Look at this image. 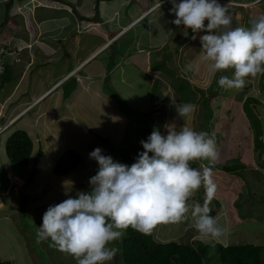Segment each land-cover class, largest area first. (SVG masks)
I'll return each instance as SVG.
<instances>
[{"label": "rangeland", "instance_id": "1", "mask_svg": "<svg viewBox=\"0 0 264 264\" xmlns=\"http://www.w3.org/2000/svg\"><path fill=\"white\" fill-rule=\"evenodd\" d=\"M141 1L140 3V0H123L122 6L119 3L115 6L110 15L112 19L114 17L116 20L113 24L115 33L121 15L126 14V12H133V10H145L153 2L159 0ZM143 2L146 6L140 8L144 5ZM244 6L245 12L232 11L234 27L248 26L249 21L246 22V13L247 15L250 13L248 20L254 15L264 13V2L261 4L249 3ZM122 8L124 13L119 12ZM171 8V2H165L158 4L150 11L156 13L136 27L137 32L142 34L147 32L142 35L144 42L133 43V50L145 48V45L141 48L145 41L160 43L162 37H166L167 32L170 33L168 40L176 42L177 37L187 30L183 26L178 27L171 23L173 19H171L173 16L170 12ZM36 12L40 20L55 16L53 14L49 15L51 14L49 12H55L52 10L37 9ZM115 12H117L118 17ZM165 12L169 14L167 18ZM44 15H46V18ZM95 17H100L97 16V12H95ZM96 18H90L88 21L91 22H85L84 26L88 23H96L95 25H97L99 21ZM48 19H46L43 26L44 30L47 27L57 25L52 21L48 22ZM111 22L113 21L111 20ZM101 32H103V28L91 26L84 31L82 37L87 38L90 35L91 39L96 42L99 39L95 36ZM115 33H111L110 36ZM190 34L193 33L190 31ZM203 34L205 33L193 34L197 35V39H192L180 45L181 48L173 54L176 56H171V50L167 48L162 50L163 52L159 51L161 49L152 50L150 52V54L152 53L151 57H148V69L144 65L145 60L139 59L141 63L138 67L129 66L124 75V81L120 80L119 73L115 74L116 64L120 61V57L114 53L117 46L94 57L96 60L93 64L107 62L106 73H109L108 77L96 81L95 84H101V87L108 93L107 95L114 98L115 108L105 113L102 111V104H99L96 98L92 97V94L82 96L81 91L75 93L76 95H72L66 101L61 99L62 109L54 114L53 118H48L50 130L47 129L41 132L40 127L35 131V136L37 133H45L46 141L42 140L41 142L42 149L45 152L38 162V170L33 177L31 175L36 155L34 158L32 156L28 167L13 165L6 155L7 141L3 143L4 138L0 137V167H5L7 172L10 169L15 170L25 177L29 184L27 190L19 189L18 193L8 194L9 197H6V195L5 197L0 196V199L4 202L1 210L2 216H0V258L3 261H10L12 264H76L70 255L57 250L55 247H50V241L36 243V230L42 225L44 213L49 206L67 199L66 192L72 197H76L77 191H90V177L97 173L99 167L95 160L89 158L90 152L99 147L103 150L104 155L112 156L115 161L125 164L123 159L129 157L135 162L138 153L143 151L140 141L148 138L154 126L165 132L163 126L166 123H186L187 126L197 131L215 133L218 162L213 172L217 183V194L209 206L210 209H213L218 207L215 202H219L218 215L216 216H219L222 222L226 220L228 235L226 238L214 242L221 243L224 246L253 244L264 247V161L257 160L253 153L252 137L254 131L244 110L245 101L249 97H254L260 101L256 104L255 113L264 117L261 108L264 104V74L250 78L243 89L225 90L219 87L218 79L212 82L211 76L213 75L204 69L199 74L186 71L185 64L194 60L193 55L198 56L199 54L201 48L199 35ZM112 52L115 55V63L107 60L108 55L111 56ZM141 54V57L145 59V55ZM61 65L63 67L59 65L57 68L65 67L63 62H61ZM156 66H159L161 70L155 71L153 67ZM170 71H172V75ZM233 71V69H228L222 73H217L215 77L219 74L231 76ZM145 72L147 77H145ZM205 73L208 76V83L204 80ZM174 76H181L183 82L189 83L187 85L192 100H195V98L197 100L198 98L201 99L202 93L205 95V98L201 99L204 105L193 102L196 105V110L191 118L186 121L177 120V113L172 103L173 100L181 103L178 90L180 79H175ZM88 83L86 82L87 85ZM247 86H250L248 90H246ZM194 91L196 96H193ZM59 92L63 93L62 89ZM155 95L156 97H154ZM206 95H208L207 99ZM50 98L54 100L55 96ZM51 100H48L45 104L50 105ZM209 108L213 111L211 118ZM4 123V120H0V127ZM14 129L23 130L20 124L15 126ZM33 140L36 141V137L33 136ZM68 150H75L80 153L84 158V162L70 174L57 176L54 173L55 166ZM237 159L247 166L242 173L243 177H238L236 174L231 176L222 171L223 165L221 163L230 160L236 162ZM201 163L207 166V162L204 161L194 162L197 167ZM203 200L204 190L201 188L193 196L190 203L196 201L202 204ZM240 209H243V212L238 213ZM192 223L190 214L179 223L161 222L153 230L154 238L160 243L172 241L187 245L194 242L201 243ZM111 246L117 247L119 253L109 264H124L121 252L122 240L114 242ZM261 255L264 259V251Z\"/></svg>", "mask_w": 264, "mask_h": 264}, {"label": "clouds", "instance_id": "2", "mask_svg": "<svg viewBox=\"0 0 264 264\" xmlns=\"http://www.w3.org/2000/svg\"><path fill=\"white\" fill-rule=\"evenodd\" d=\"M170 2V12L175 16L171 23L194 34L205 33L199 35L198 57L185 64L186 71L199 74L204 69L215 76L233 69L231 76L220 75L217 80L225 90L243 89L250 78L264 74V13L250 17L248 26L234 27L230 11L232 7L244 8L245 4L264 1ZM0 54L9 53L1 48ZM4 72L1 66L0 74ZM172 103L177 120L186 121L196 110L190 102ZM23 115L7 122L0 119L5 121L0 136L12 132ZM163 127L165 132L154 126L148 138L140 141L143 151L130 166L104 155L99 147L90 152L89 158L99 165L97 173L90 177V191H77L76 197L66 192L67 199L49 206L36 230V243L50 241V247L70 255L76 264H109L119 253L111 245L122 240L129 227L150 235L159 223H179L189 214L202 243L226 238V220L210 215L209 206L217 194L213 172L218 162L215 133L197 131L186 123H166ZM197 161L207 162V166L201 163L193 167ZM201 188L203 203H190Z\"/></svg>", "mask_w": 264, "mask_h": 264}, {"label": "crops", "instance_id": "3", "mask_svg": "<svg viewBox=\"0 0 264 264\" xmlns=\"http://www.w3.org/2000/svg\"><path fill=\"white\" fill-rule=\"evenodd\" d=\"M116 1L118 0H98L97 4V0H0V48H5V51L7 50L9 53L0 54V67L3 66L4 69L10 71V81L6 84L2 83L1 76L3 74H0V119L7 122L11 118L18 117L17 115L20 113L24 114L14 125V128L20 124L23 130L29 134L33 142L32 156L34 158L36 155L35 160L38 156H40L39 160L42 158L45 151L42 149L41 142L42 140L46 141L45 133H37L35 136V131L40 127L41 132L47 129L50 130L48 118H53L54 114L62 109L61 99L66 101L63 99V93L59 90L71 77L76 76L79 83L72 95H76L75 93L79 91H81L82 96L92 94V97L96 98L99 104H102V111L105 113L115 108L114 98L107 95L108 93L101 87V84H95L96 81H101L109 75V73H106V61L93 64L96 60L94 57L99 53L101 54L117 46L114 53L120 57V61L116 64L115 74L119 73L120 80L124 81V75L129 66L138 67L141 63L139 59L145 60L144 65L148 69V59L151 57L152 53L150 54V52L152 50L161 49L159 51L163 52L162 50L167 48L171 50V56H176L173 54L181 48L180 45L192 40L191 37L194 33L190 34V29L177 37L176 42L168 40L170 33L167 32L166 37H162L160 43L145 41L141 47L143 48L145 45V48L133 50L132 44L141 41L143 43L142 35L147 33L137 32L136 27L156 13L150 11L157 4L170 3V0L155 1L150 7L142 11L126 12L119 18V25L115 33L113 24L116 20L114 17L112 19L110 15L115 6L118 3L121 5L123 0L118 3ZM143 4L140 8L146 6L144 2ZM37 9L55 11L49 12L51 13L49 15H55L53 18L49 17L48 19L46 15L44 16L48 19V22L52 21L57 25L47 27L44 30L43 26L46 19L40 20L36 12ZM233 10L236 12L246 11L243 7L230 9L231 12ZM95 12H97V16H100L99 18L95 17ZM119 12L124 13L123 8ZM115 15L118 17L117 12H115ZM168 15V12H165L166 18ZM248 15L246 13V22L248 21ZM90 18H96L99 23L97 25H95L96 23H88L84 26V23ZM171 19L174 20L175 16L173 15ZM91 26L103 28V32L95 36L99 41L94 42L90 35L87 38L82 37L84 31ZM111 33L115 34L110 36ZM114 53L112 52L111 56L108 55L107 60L115 63ZM141 53L145 55V59L141 57ZM192 57L195 60L198 56L193 55ZM61 62L65 67L59 69L57 68L59 65L63 67ZM206 74L204 80L208 83L209 80ZM220 75L211 76V81L214 82ZM145 77H147V74ZM157 81L160 82L158 79ZM86 82H89L88 85ZM52 96H55L54 100H51L50 97ZM48 100L52 101L50 105L45 104ZM261 108L264 114V104ZM14 131L17 130L14 129L10 133L12 134ZM10 133L7 136L3 135L4 137L0 136L4 138L3 143L11 136ZM33 136L36 137V141L33 140ZM8 174L14 184V189L10 192L12 195L18 193L19 189L27 190L29 184L25 177L12 169L8 170ZM6 197L9 196L6 195ZM3 206L4 202L0 199V216H2Z\"/></svg>", "mask_w": 264, "mask_h": 264}, {"label": "trees", "instance_id": "4", "mask_svg": "<svg viewBox=\"0 0 264 264\" xmlns=\"http://www.w3.org/2000/svg\"><path fill=\"white\" fill-rule=\"evenodd\" d=\"M153 69L155 71L161 70L159 66H156L155 68L153 67ZM5 70L6 71L1 76L3 84H6L10 81V71H8V69ZM171 72L172 71H170V74ZM174 77L175 79H180L178 83L180 87L178 88V90L180 92L179 101L181 103H188L191 101L190 103L192 104H194L193 102H197L201 105L203 104V101L201 100L202 98H205V95L203 93L201 95V99L198 98L197 100L195 98V101L194 99L192 101L191 94L189 93V86L187 85L189 83H185V81L183 82L181 76ZM172 83L171 85L174 91ZM250 86H247L246 90H248ZM194 95L196 96L195 91L193 93V96ZM206 96L207 99L208 95ZM154 97H156V95ZM258 103H260L259 100L254 97H249L245 101L244 110L248 115L254 131L252 137V144L254 148L253 153L256 156L257 160L264 161V117H261L260 114L255 113L254 110L256 109V104ZM251 105L253 106L251 107ZM210 109L211 108H209L211 118L213 111ZM237 152H239V150H237ZM32 153V139L24 130L15 131L6 143L7 158L12 164L16 166L27 167L29 165ZM39 158L40 156H38L35 160L31 177H33V175L38 170ZM123 160L125 164H128L129 166L134 163L129 157H126ZM83 162L84 158L80 153L74 150H68L57 162L54 173L57 176H66L80 167ZM221 165H223L222 171L224 173L230 174L231 176H234V174H236V176L238 177H243L242 173L247 167L245 164L241 163L239 159H237L236 162H232L230 160L226 163H221ZM192 166L197 167L194 163L192 164ZM215 203L219 207V202ZM218 207H214L213 209H211L210 215L214 217L218 215ZM239 212H243V209H240L238 213ZM263 251V246H256L253 244L224 246L223 244L217 242L208 244L202 242H194L193 244L188 245L180 244L174 241L168 243H160L155 240L154 232H152V234L150 235H145L132 229L131 227L126 230V235L122 239L121 248L124 264H264V259L261 255ZM0 264L11 263L2 261L0 259Z\"/></svg>", "mask_w": 264, "mask_h": 264}, {"label": "water", "instance_id": "5", "mask_svg": "<svg viewBox=\"0 0 264 264\" xmlns=\"http://www.w3.org/2000/svg\"><path fill=\"white\" fill-rule=\"evenodd\" d=\"M78 85L79 83L77 77H72L66 83H64L62 86L63 99L68 100L77 89ZM12 186L13 182L6 168L0 167V196L9 194Z\"/></svg>", "mask_w": 264, "mask_h": 264}, {"label": "built area", "instance_id": "6", "mask_svg": "<svg viewBox=\"0 0 264 264\" xmlns=\"http://www.w3.org/2000/svg\"><path fill=\"white\" fill-rule=\"evenodd\" d=\"M219 2H220L221 4H225V3L228 2V0H219ZM232 3H233V5L235 4L233 1H232Z\"/></svg>", "mask_w": 264, "mask_h": 264}, {"label": "bare ground", "instance_id": "7", "mask_svg": "<svg viewBox=\"0 0 264 264\" xmlns=\"http://www.w3.org/2000/svg\"><path fill=\"white\" fill-rule=\"evenodd\" d=\"M193 101V100H192ZM195 101V100H194ZM191 102V101H190Z\"/></svg>", "mask_w": 264, "mask_h": 264}]
</instances>
